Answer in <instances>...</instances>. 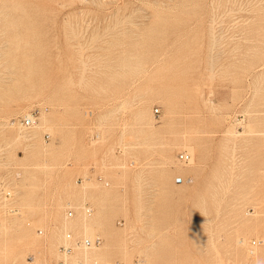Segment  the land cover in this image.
I'll list each match as a JSON object with an SVG mask.
<instances>
[{"label":"rangeland","instance_id":"rangeland-1","mask_svg":"<svg viewBox=\"0 0 264 264\" xmlns=\"http://www.w3.org/2000/svg\"><path fill=\"white\" fill-rule=\"evenodd\" d=\"M100 1L0 0V264H264V0Z\"/></svg>","mask_w":264,"mask_h":264},{"label":"built area","instance_id":"built-area-1","mask_svg":"<svg viewBox=\"0 0 264 264\" xmlns=\"http://www.w3.org/2000/svg\"><path fill=\"white\" fill-rule=\"evenodd\" d=\"M37 112L36 111H31L29 116H26V117H23L21 118L20 120V124L23 126V127H30L32 125V122L35 120V114ZM159 111L158 109H154L153 110V114L155 115H158ZM46 137H48V134H46ZM177 159L181 162H187L188 161V155L185 153V152H180L177 154ZM6 195H8V193H6ZM87 208V207H86ZM85 212H89V209H85ZM72 214V210H68L67 212V216H70ZM259 245V243L261 241L257 240H253L252 241V244H256V243ZM101 243V238L99 236H95L94 238L92 239H89V238H83L81 240H76L74 241L73 245H80V246H85V247H90V246H96V245H99ZM93 244V245H91ZM60 251L64 252V253H70L71 250H72V245L70 244H62L60 247ZM64 262L63 261H58L56 264H63Z\"/></svg>","mask_w":264,"mask_h":264},{"label":"bare ground","instance_id":"bare-ground-1","mask_svg":"<svg viewBox=\"0 0 264 264\" xmlns=\"http://www.w3.org/2000/svg\"><path fill=\"white\" fill-rule=\"evenodd\" d=\"M93 3H94V1H92ZM99 2H100V4L99 3H97V4H99V5H101V1L99 0ZM7 72V71H6ZM26 116H29V115H25L24 117H26ZM34 123H35V120L32 122V125L31 126H33L34 125ZM10 125V124H9ZM13 125V124H12ZM11 126V125H10ZM20 126H22L21 124H20ZM30 126V127H31ZM151 127V126H150ZM22 128V127H21ZM24 128H27V127H24ZM21 130V129H20ZM16 133V132H15ZM17 133H18V131H17ZM231 133V132H230ZM14 134V133H13ZM12 134V135H13ZM24 134V133H23ZM20 135L21 134H18V137H20ZM25 135V134H24ZM24 135H22V137H27V136H24ZM16 136V134L14 135V137ZM17 137V136H16ZM188 137V136H187ZM183 144H184V142H183ZM183 144H182V146H183ZM181 147V146H180ZM187 154V153H186ZM188 155V154H187ZM188 159H189V155H188ZM83 187V186H82ZM6 193H8V195H6ZM4 195H5V198H7V197H9V195H10V192L7 190L5 193H4ZM40 233H41V231H40ZM95 237V236H94ZM94 237H92V238H94ZM92 238H89V239H92ZM81 240V239H80ZM253 241V240H252ZM252 241H250L249 242V246H251V247H253V246H255L256 244H252ZM238 244V243H237ZM70 245H72V250H71V252L70 253H64V252H62V251H60V248H59V252H60V254H61V256H62V258L59 260V261H63L64 263L63 264H69L68 263V260L66 259L68 256H70L72 253H73V251L75 250V249H79V250H87V251H90V250H93L95 247H97V246H99V245H96L95 247L94 246H90V247H85V246H80V245H73V244H70ZM91 245H93V244H91ZM61 246V245H60ZM59 246V247H60ZM93 264H96L95 262H93Z\"/></svg>","mask_w":264,"mask_h":264}]
</instances>
